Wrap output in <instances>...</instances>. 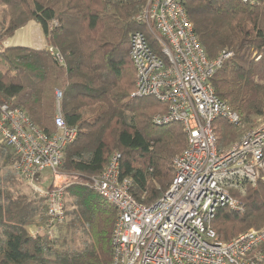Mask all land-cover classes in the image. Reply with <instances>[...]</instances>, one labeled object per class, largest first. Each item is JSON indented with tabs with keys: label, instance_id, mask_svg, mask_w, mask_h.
<instances>
[{
	"label": "trees",
	"instance_id": "1",
	"mask_svg": "<svg viewBox=\"0 0 264 264\" xmlns=\"http://www.w3.org/2000/svg\"><path fill=\"white\" fill-rule=\"evenodd\" d=\"M145 2L0 0V62L5 67L0 68V106L23 111L47 135L55 132L58 107L66 125L77 129L75 141L63 150L58 171L90 182L116 153L120 176L131 181V196L150 205L169 188L174 177L171 161L185 148L186 137L178 124H152L154 115L165 113V105L153 98L130 97L135 71L129 40L145 24L136 20ZM184 8L209 60L222 50L232 53L211 79L215 95L240 119V126L214 122L221 149L264 114V0L252 5L238 0H186ZM30 21L41 28L47 47L62 56V65L49 56L47 47L3 46ZM255 52L261 55L258 61ZM55 90L61 94L59 101ZM0 158L4 164L18 162L4 145ZM35 196L12 192L0 178V264L112 263L114 207L90 187L72 184L63 195L65 220L49 234L45 199ZM232 196L242 209L218 208L210 222L219 242H228L248 228L264 227L263 183L248 185L243 194L232 192ZM29 228L43 233L33 236ZM77 231L85 237L82 245L61 249L54 234ZM259 254L256 264H264V243Z\"/></svg>",
	"mask_w": 264,
	"mask_h": 264
},
{
	"label": "built area",
	"instance_id": "2",
	"mask_svg": "<svg viewBox=\"0 0 264 264\" xmlns=\"http://www.w3.org/2000/svg\"><path fill=\"white\" fill-rule=\"evenodd\" d=\"M185 1L148 0L136 20L152 25L154 40L142 32L130 36L129 58L135 71L130 97L153 98L165 105V113L154 115L152 124L180 125L186 145L172 161L169 188L150 205L139 204L131 196V181L120 176L116 153L91 179L90 189L116 210L111 264H256L261 260L259 253L252 258L250 254L264 243V227L224 243L216 240L210 222L218 208L242 209L232 192L243 194L248 185L264 184V121L239 141L217 147L215 121L240 126L238 115L211 85L213 75L232 53L223 50L214 59L206 57L187 18ZM46 49L57 64L64 63L56 49ZM60 97L56 92L58 101ZM54 127L55 132L47 135L23 111L0 106V143L18 158L14 168L19 179L45 199L49 234L65 220L67 184L58 168L63 150L77 137V129L66 125L59 109ZM42 233L41 229L30 232Z\"/></svg>",
	"mask_w": 264,
	"mask_h": 264
},
{
	"label": "rangeland",
	"instance_id": "3",
	"mask_svg": "<svg viewBox=\"0 0 264 264\" xmlns=\"http://www.w3.org/2000/svg\"><path fill=\"white\" fill-rule=\"evenodd\" d=\"M147 4H148V0H146L144 8L142 9V11L147 7ZM1 20H2V18L0 17V22H1ZM143 25L144 26L141 29V31L139 30L137 32L147 33L149 38L151 40H154V33H152V25L151 24H143ZM43 39H44L43 34H42V31L40 30L39 26L36 25V23L30 21L24 29H18L17 31H15V33L11 37L5 39L3 41V46L7 47V46H14L15 45V46H21V47H28V48H38V47H42L45 44ZM260 56L261 55H256V52L253 53V57H255V61H258L260 59ZM0 68L3 71L5 69L4 65L1 62H0ZM56 91L57 90H55V93H56ZM55 98H56V96H55ZM57 109H58V107L56 108V111H57ZM262 121H264V114L256 119L254 126L250 130L257 127ZM240 138H241V136L236 141H234L233 143L239 141ZM0 146H2L1 143H0ZM173 160H174V158L172 159V161ZM3 164H4L3 159L0 158V178L6 181V187L10 188L12 190V192H14L16 194L24 195V196L29 197V198L36 197L35 192L31 188H29L26 184H24L19 179V177L17 176L15 168H14L16 163H13V164L7 163L4 165ZM58 173H60V175H62V180H65V182L67 184V187L65 188L64 192L72 184H83V185L89 187L90 182H83L76 175H70V174H67V173H64L61 171H58ZM43 176L48 177V172H44ZM39 181L42 182V179H40ZM41 185L46 186L47 183H44ZM237 202H238V200H237ZM240 207H241V205H240ZM67 210H71V208H69L67 206ZM251 229L256 230V228H248L246 230H243L241 233H244V232L251 230ZM54 235L58 237V241H60L62 244V245H59V247L63 250H66V251H69V250L71 251L73 249L79 248L82 245V241L85 240V237L83 235H81L80 232H78V231L75 233H72V234H66L64 232L60 235L58 233H55ZM259 249H260V247L257 248L252 254H250V258H252L254 255L258 254Z\"/></svg>",
	"mask_w": 264,
	"mask_h": 264
},
{
	"label": "crops",
	"instance_id": "4",
	"mask_svg": "<svg viewBox=\"0 0 264 264\" xmlns=\"http://www.w3.org/2000/svg\"><path fill=\"white\" fill-rule=\"evenodd\" d=\"M37 25V24H36ZM27 25H25L24 27H22V28H20V29H24L25 27H26ZM40 28V27H39ZM40 30H41V28H40ZM43 34V33H42ZM43 38H44V36H43ZM44 40V45L42 46V47H38V48H34V49H42V48H46L47 47V45H46V42H45V39H43ZM15 46V45H14ZM11 47V46H10ZM31 230H33V228H29V232H31Z\"/></svg>",
	"mask_w": 264,
	"mask_h": 264
}]
</instances>
